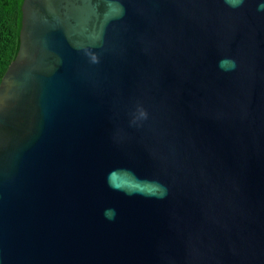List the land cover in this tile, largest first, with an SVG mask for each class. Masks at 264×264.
I'll list each match as a JSON object with an SVG mask.
<instances>
[{"label": "water", "instance_id": "95a60500", "mask_svg": "<svg viewBox=\"0 0 264 264\" xmlns=\"http://www.w3.org/2000/svg\"><path fill=\"white\" fill-rule=\"evenodd\" d=\"M21 11L0 264H264V0Z\"/></svg>", "mask_w": 264, "mask_h": 264}, {"label": "trees", "instance_id": "16d2710c", "mask_svg": "<svg viewBox=\"0 0 264 264\" xmlns=\"http://www.w3.org/2000/svg\"><path fill=\"white\" fill-rule=\"evenodd\" d=\"M23 1L0 0V83L19 50Z\"/></svg>", "mask_w": 264, "mask_h": 264}]
</instances>
